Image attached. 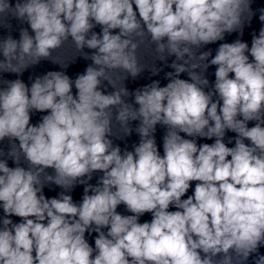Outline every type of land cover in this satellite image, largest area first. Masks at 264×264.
I'll use <instances>...</instances> for the list:
<instances>
[{
    "label": "clouds",
    "instance_id": "1",
    "mask_svg": "<svg viewBox=\"0 0 264 264\" xmlns=\"http://www.w3.org/2000/svg\"><path fill=\"white\" fill-rule=\"evenodd\" d=\"M251 4L0 0V26L11 28L12 17L32 33L21 28L19 40L0 39V72L20 76L42 60L66 68L60 50L92 61L74 80L49 71L30 86L17 78L0 87V141L11 142L7 156L16 165L0 159V264H246L253 254L264 264V9L250 47L237 39L220 43L214 56L200 51L226 33L242 36ZM171 56L165 86H125L145 68L157 75L154 61ZM210 66L215 81L206 91ZM105 81L112 92L101 89ZM33 112L47 114L32 124ZM133 121L139 143L122 151L110 137L131 135ZM158 124L167 129L163 155ZM227 131L236 134L232 147ZM197 137L215 139L198 145ZM49 184L64 191L48 198ZM78 184L76 203L66 193ZM146 213L152 218L141 223ZM86 233H96L94 247Z\"/></svg>",
    "mask_w": 264,
    "mask_h": 264
},
{
    "label": "water",
    "instance_id": "2",
    "mask_svg": "<svg viewBox=\"0 0 264 264\" xmlns=\"http://www.w3.org/2000/svg\"><path fill=\"white\" fill-rule=\"evenodd\" d=\"M15 2H16V0H11V3L13 5L15 4ZM251 8L255 14L252 17L250 24H248V23L245 24L242 36L240 35L239 32H233L231 34L226 33L225 39L223 41H217L216 43H212V44L203 46L200 49V51L203 52V51L211 50L212 56H214L216 54V50L219 47L220 43H225V42L232 43L237 39H241L242 41L247 42L249 44V47H250L251 46V40H252V34L253 33L258 34L259 30L262 26L261 21L259 20V16L261 14L260 10L264 9V0H252ZM8 23L11 24V28H6L3 26H0V39L6 38L10 34L14 39L19 40L21 28H28L30 34H32L31 29L27 23L21 22V21L15 19V18H12V17H9ZM93 30L96 31L97 33H99L101 29H100V26H96V28H94ZM67 47L68 46H66V48ZM84 52L91 54L92 50L85 48ZM142 52H143V49H142ZM57 55H59L62 59L67 58V60H66L67 67L66 68H62L59 64L53 63L50 60H42L39 64L27 68L25 71H23L22 75H20V76H17V74H15V73L0 72V87H5V85L3 84L4 80H15L17 78L22 79L26 84H28L30 86L32 80H34L38 76H42V75L46 74L49 71H63L70 78H72L74 80L78 74L83 73L85 68L89 64L92 63L91 60L84 59V57L82 55H76L75 58L73 59L72 53L71 52L67 53L65 50H60L57 53ZM0 59H2V57H0ZM174 59H175V57L171 56V57H168L166 63L163 61H158V60L154 61L156 67L161 69V71L157 75H152L150 68H145V70L141 73V75L139 77H137L136 79H132L131 77H129L126 81H124L125 86L128 88V90L130 92H134L137 88H142L143 86L152 83V81H154V80L160 81L161 86H165L168 83V80L166 79V73L174 71V69H172L171 67L168 66L173 62ZM209 59H211V57ZM145 60L149 64L153 63V60L151 57L146 56ZM215 68H216V66H210L207 69V72L205 73L206 77L209 80V88L206 89V91L210 90L212 85L214 84ZM180 78L181 79H189L187 73H182L180 75ZM101 89L103 91H105L106 93H110L113 91V88L106 81L103 82ZM73 91L75 92V89H73ZM215 98L216 97H214V99ZM127 99H128L129 103H132L134 101V97H131V96L128 97ZM136 107H138V106H136ZM45 114H47V113L33 112L31 114L32 118H31L30 123L37 124L40 121L41 116L45 115ZM138 123H139V121L131 122V127L133 129L131 135L125 136L123 139H116L115 137H110V139L113 140L114 146L119 145L122 151L125 149H127L129 151L133 150V146L138 144L139 140H140L139 135L135 131V128L138 126ZM254 123L255 122H249V127L254 126ZM166 130L167 129L165 126H162L159 124L156 126L155 139H156L158 150L160 151L161 155H163V137L166 133ZM181 135L184 136V138L193 139L192 137H187L186 134L181 133ZM235 136H236L235 133H233L231 131H227L225 138H224V142L229 147L234 146ZM195 139L197 141V144L199 145V144H203V143L211 144L214 142L215 138H213L212 140H209L206 138L197 137ZM229 139H232V143H228ZM10 143L11 142L7 138H5L4 141H0V151H2L5 154L3 156H0V159L7 160L9 167H15L16 165L13 163L12 159L8 158V156H7V152L10 150ZM16 143H18V141H16ZM246 143H248V142L246 141ZM20 166L27 168L28 165H27V162L22 159ZM47 171L50 174L53 172L52 169H48ZM101 175H102V173H100V172L94 173L93 178L90 181V183L95 185ZM195 183L196 182H192V186L189 189V192L187 193V195H191L193 193ZM83 189H84V185L78 184L77 186H75V188L70 193H66V194L72 195L74 202L79 203L82 200ZM62 191H64L62 188H60L54 184L46 185L43 189L44 195L48 198L58 197V194L61 193ZM170 210H175V209L170 207ZM117 211L123 215H130L131 214L126 210V207L124 205L118 206ZM3 217H4V212H3L2 207H0V219H2ZM10 218L13 220V222H20V219H21L19 217H15V216H12ZM151 218H152L151 214L146 213L140 218V222L142 223L144 221H150ZM95 236H96V233H92L91 235H88L86 233V238L88 239L89 243L93 247H94V237Z\"/></svg>",
    "mask_w": 264,
    "mask_h": 264
}]
</instances>
